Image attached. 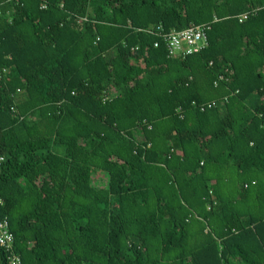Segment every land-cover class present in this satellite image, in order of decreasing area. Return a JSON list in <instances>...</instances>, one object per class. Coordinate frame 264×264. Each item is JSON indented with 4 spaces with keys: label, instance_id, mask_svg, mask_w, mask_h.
<instances>
[{
    "label": "trees",
    "instance_id": "16d2710c",
    "mask_svg": "<svg viewBox=\"0 0 264 264\" xmlns=\"http://www.w3.org/2000/svg\"><path fill=\"white\" fill-rule=\"evenodd\" d=\"M0 152L21 264H264V0H0Z\"/></svg>",
    "mask_w": 264,
    "mask_h": 264
},
{
    "label": "built area",
    "instance_id": "2783aa9c",
    "mask_svg": "<svg viewBox=\"0 0 264 264\" xmlns=\"http://www.w3.org/2000/svg\"><path fill=\"white\" fill-rule=\"evenodd\" d=\"M249 12H245L239 15V20L243 21L247 19ZM208 27V26H207ZM205 25H192L188 28L177 31H163L161 26H158L160 34L164 41L167 42V46L170 55H176L182 51L185 53L199 52L206 46ZM149 32H153L152 29H147ZM159 42H155V47H158ZM186 49V50H185ZM5 161V156L0 152V167ZM15 235L9 228V221L6 217L0 216V246L9 252L10 264H21L20 256L14 251Z\"/></svg>",
    "mask_w": 264,
    "mask_h": 264
}]
</instances>
